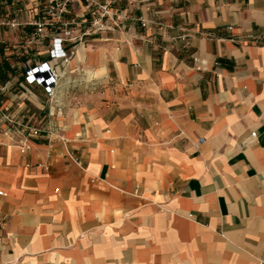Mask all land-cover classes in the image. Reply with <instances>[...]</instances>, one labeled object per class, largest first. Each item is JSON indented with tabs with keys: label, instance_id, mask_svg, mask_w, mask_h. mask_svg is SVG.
<instances>
[{
	"label": "crops",
	"instance_id": "0c3cea01",
	"mask_svg": "<svg viewBox=\"0 0 264 264\" xmlns=\"http://www.w3.org/2000/svg\"><path fill=\"white\" fill-rule=\"evenodd\" d=\"M110 1L64 75L106 98H6L42 131L2 137L0 264H264V0Z\"/></svg>",
	"mask_w": 264,
	"mask_h": 264
},
{
	"label": "built area",
	"instance_id": "2783aa9c",
	"mask_svg": "<svg viewBox=\"0 0 264 264\" xmlns=\"http://www.w3.org/2000/svg\"><path fill=\"white\" fill-rule=\"evenodd\" d=\"M112 1L98 0H0V70L6 61L13 68L22 69L9 73V79L0 77V146L2 137L9 144L25 152L23 140L29 135L37 136L42 128L21 121L6 104L7 96L13 94L15 84L21 76L29 85L41 87L48 101L55 104L61 93L64 75L76 57L84 36L97 31L125 30L126 15L114 11ZM87 15L92 16L91 26L80 32ZM143 20V25H147ZM49 40V56H43L42 47ZM68 45V48L65 46ZM197 68L203 62L194 56ZM62 68L59 69V65ZM257 133L252 132L256 137ZM18 137L22 139H18ZM202 140H199L198 146ZM0 190V195H5Z\"/></svg>",
	"mask_w": 264,
	"mask_h": 264
},
{
	"label": "rangeland",
	"instance_id": "374dc122",
	"mask_svg": "<svg viewBox=\"0 0 264 264\" xmlns=\"http://www.w3.org/2000/svg\"><path fill=\"white\" fill-rule=\"evenodd\" d=\"M94 47V46H93ZM8 65L7 75H5V80L9 79V73H17L22 71V69L13 68ZM62 68V64L59 65V69ZM76 70V68H74ZM107 83L102 79H94L88 81L86 79L85 72L73 71L69 72L66 77L63 79V85L61 89L60 96L58 101L55 103L58 109H69V108H81L85 102L90 98V101H93L95 98H106L104 96L107 89H109Z\"/></svg>",
	"mask_w": 264,
	"mask_h": 264
},
{
	"label": "trees",
	"instance_id": "16d2710c",
	"mask_svg": "<svg viewBox=\"0 0 264 264\" xmlns=\"http://www.w3.org/2000/svg\"><path fill=\"white\" fill-rule=\"evenodd\" d=\"M8 65H5L0 70V77L5 78V75H7Z\"/></svg>",
	"mask_w": 264,
	"mask_h": 264
}]
</instances>
